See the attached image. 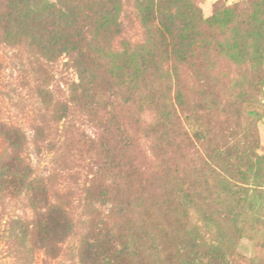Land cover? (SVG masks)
I'll use <instances>...</instances> for the list:
<instances>
[{"label":"rangeland","instance_id":"374dc122","mask_svg":"<svg viewBox=\"0 0 264 264\" xmlns=\"http://www.w3.org/2000/svg\"><path fill=\"white\" fill-rule=\"evenodd\" d=\"M97 1L0 0V264H88L96 236L124 264H264V0H118L115 33ZM13 155L25 182L1 170ZM41 189L72 225L52 256Z\"/></svg>","mask_w":264,"mask_h":264},{"label":"trees","instance_id":"16d2710c","mask_svg":"<svg viewBox=\"0 0 264 264\" xmlns=\"http://www.w3.org/2000/svg\"><path fill=\"white\" fill-rule=\"evenodd\" d=\"M117 1L118 0H109V5H107L106 3L102 4L101 0L95 2L100 17L103 18V20L97 22L96 28L98 30L104 33H115L118 31V23L112 20L116 11ZM250 7V3L244 0L240 2L237 11L239 14H243L244 12L248 11ZM191 37L192 34H188L186 36V39L189 40L191 39ZM64 42L67 44L66 40H64ZM74 45L77 50L76 61H78V72L80 74V82L78 84H75L76 91H80V93H78V101H80V104L86 106L87 108H90L91 106H93L90 96L91 90L94 87V83L96 81V76L88 75V70L86 69L84 58L91 55L89 54L87 41L83 36H78L75 39ZM152 61L153 56H151L150 54H146L141 57V64L144 66L151 65ZM128 67V62H125L123 68L129 70ZM134 75L136 76V78L139 77L137 71L134 73ZM124 84L130 87L134 86L131 85L130 82H125ZM0 127L1 129H3L2 126ZM109 129V125L105 127L106 131ZM10 135V141H12V144L14 145H17V143H19L20 139L22 138V134L16 127L10 130ZM107 142L108 141L104 143V147L107 148V151L110 152L113 147L107 145ZM110 143H114L112 138ZM19 162L20 161L18 160L17 156L13 155L11 158L8 159L7 162L3 163V165L1 166V170L6 174L10 175L11 178H18L19 180L21 179V182H25L26 177L24 171H22L21 169ZM25 184L28 187H30L31 185L29 181H27ZM41 193L43 195V204L41 212V224L38 231L37 239L39 240V245L43 249L44 254H46L47 256H52L59 251V244L65 241L71 231L72 225L65 211L57 205L49 203L46 199V196L44 195V190L41 189ZM190 252L192 253V257L195 260L197 259L195 262L191 261L190 264H230L223 258L220 251L218 250H213V252H210L211 255L218 257V259H216L214 263H203L201 262L203 256L200 252L195 250H191ZM82 254L83 259L88 264H124V260H122L121 256L122 251L115 248L112 243V240L106 237H104L102 240L100 237L96 236L93 237L91 241L87 240L83 242Z\"/></svg>","mask_w":264,"mask_h":264}]
</instances>
